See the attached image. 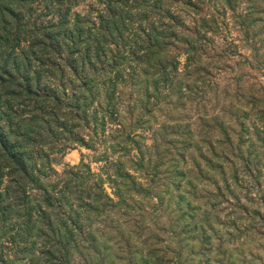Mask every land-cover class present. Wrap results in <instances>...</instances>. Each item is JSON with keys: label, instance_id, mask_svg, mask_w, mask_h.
I'll return each mask as SVG.
<instances>
[{"label": "trees", "instance_id": "obj_1", "mask_svg": "<svg viewBox=\"0 0 264 264\" xmlns=\"http://www.w3.org/2000/svg\"><path fill=\"white\" fill-rule=\"evenodd\" d=\"M235 1L222 0L233 9ZM259 1L264 5V0ZM98 4L103 9L94 17L72 14L70 0H0V264H42L45 259L53 264H74L76 253L86 264H95V258L104 264L101 246L107 252L110 245L119 252L114 257L107 254L108 264L162 261L156 255L160 241L155 232L160 230L152 211H161L159 200L163 199L149 205L150 210L143 203L137 208L130 204L139 203L137 196L156 197L159 188L156 174L148 177V154L134 137H142L137 131L148 114L153 115L154 110L164 113L163 109L177 104L178 90L189 88L183 80H187L186 73H193L181 71L175 50L196 48L202 55L195 38L205 39L212 28L209 20L206 26L200 8L206 4L202 6L198 0H98ZM189 18L192 26L187 24ZM166 115L174 123L173 129L180 128V117ZM109 123L123 133V148L136 151L132 166L134 171H146L147 191L122 164L116 178L107 176L116 186L118 199L107 192L104 178L86 163L70 167L64 176L54 179V156L76 145L93 148L94 140L107 139ZM209 154L208 163L213 161ZM82 176L87 180L79 182ZM184 184L175 198L191 193ZM213 185L220 192L218 183ZM193 201L187 199L181 214L174 197L167 201L175 207L176 228L183 234L172 233V253L163 258L176 257L179 264H186V254L203 258L206 212L197 204L199 200ZM115 212L127 222L117 220L99 229L90 223L92 215L115 217ZM253 214L264 222V213ZM130 222L146 230L150 241L145 254L140 251L128 260L132 245L140 240ZM233 230L240 233L234 226ZM253 231L258 235V230ZM185 241L194 243L192 251L182 248L187 244L179 246ZM236 251L233 248L227 255H238Z\"/></svg>", "mask_w": 264, "mask_h": 264}, {"label": "rangeland", "instance_id": "obj_2", "mask_svg": "<svg viewBox=\"0 0 264 264\" xmlns=\"http://www.w3.org/2000/svg\"><path fill=\"white\" fill-rule=\"evenodd\" d=\"M70 2L73 4L70 8L72 14H92L96 17L97 12L103 9L98 0ZM198 2L202 6L206 4L200 8L207 18L206 26L209 20L212 33H208L205 39L195 38V47L202 46V55L196 48L188 50L192 51L191 54L175 50L180 54L177 55L181 71L189 70L193 75L186 73L187 80L183 81L189 84V88L178 90L177 104L163 109L164 113L154 110L153 115L148 114L138 128L137 133L142 137L135 136L134 139L143 144L148 161H151L150 165H146L151 174L148 177L151 179L152 173L156 174L159 188L156 197L137 196L139 203L130 204L137 208L143 203L150 210L149 205L158 202L159 198L163 199L159 200L161 211L151 210L157 217L155 225L160 230L155 232L160 241L155 247L157 260H162L158 264H179L176 257L163 258L164 254L172 253V233L182 232L176 228L175 207L167 203L171 197L176 199L180 214L186 210L188 198L194 203L199 200L197 204L206 212V238L203 239L205 245L201 247L204 252L200 250L203 258L186 254V264H202L205 258L206 264H217L212 259L220 264H264V236H260L264 235V222L253 214L264 213V5L259 0H237L233 9L226 7L222 0ZM195 12L198 14L197 10ZM189 13L195 17L193 12ZM191 20H187L188 26L193 25ZM185 36L190 34L186 32ZM152 95H156L154 91ZM153 101L158 99L153 98ZM166 113L183 119L178 120L180 128L173 129L174 123L169 121L170 116ZM116 129L115 124L109 123L107 139L94 140L93 148L76 145L64 154L53 155L57 157L53 162V178L58 179L70 167L86 163L94 173L104 178L107 192L118 199L116 186L107 176L116 178L117 167L122 164V168L138 177L147 191L146 171H134L132 159L136 151L127 152L124 149L123 133L116 132ZM174 130L177 136H174ZM209 152L213 161L208 163L211 159ZM84 180L87 179L82 176L79 182ZM185 181L189 183L184 184ZM214 181L221 188L220 192L214 188ZM226 183L229 192H224ZM183 184L191 192L188 194L192 195L175 198ZM196 212L200 213L198 209ZM119 213H113L115 217L103 213L92 215L93 222L90 223L95 229L105 228L117 220L126 223L127 218ZM190 214H195V210ZM182 217L181 221L185 219ZM235 218L239 220L235 221ZM136 224L130 222L131 228L136 230ZM148 225L150 227L151 223ZM233 226L240 233L234 231ZM253 229L258 230V235ZM137 231L140 234L135 237L140 240L132 245L128 260L132 256L137 257L135 254L140 251L145 254L149 248L146 230L137 228ZM186 244L182 248L192 251L194 243L185 241L179 246ZM110 246L112 248L107 252L101 246L104 264L109 263L105 261L109 259L108 253L114 257L119 252L117 247ZM233 248L238 255L233 251L232 257H229L227 254ZM213 249H216L214 253ZM193 252L199 250L193 249ZM73 261L74 264H86L80 253L75 254ZM94 263L101 264L98 258ZM42 264L53 263L51 259H45ZM124 264L131 263L126 260Z\"/></svg>", "mask_w": 264, "mask_h": 264}]
</instances>
